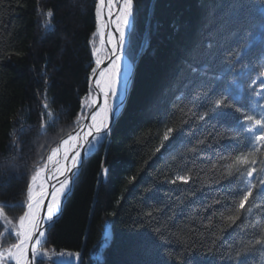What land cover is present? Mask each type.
I'll return each mask as SVG.
<instances>
[{
	"label": "trees",
	"instance_id": "obj_1",
	"mask_svg": "<svg viewBox=\"0 0 264 264\" xmlns=\"http://www.w3.org/2000/svg\"><path fill=\"white\" fill-rule=\"evenodd\" d=\"M96 1L0 0V203L19 205L25 199L32 166L76 127L82 107L85 115L90 110L83 97L95 66ZM48 10L53 16L45 28L41 13ZM132 19L127 53L135 72L127 102L112 131L85 158L42 250L81 254L67 264H178L177 253L187 264H228L220 252L238 239L239 229L218 231V217L211 229L205 226L220 207L213 201L229 187L221 179L220 158L243 150L216 134L234 125L239 114L224 109L206 123L184 125L169 140L162 142V136L166 126L179 123L177 106L197 88L209 90L198 111L226 91L239 96L237 106L248 108L252 97L245 86L261 59L264 0H134ZM249 31L256 39L242 53L245 67L230 68L228 53ZM190 65L200 72L191 73ZM45 92L56 120L41 135ZM205 137L201 151H189ZM186 169L192 177L187 184L170 183ZM132 176L136 180L129 183ZM23 210L5 208L13 218ZM210 232L216 234L212 252ZM4 242L14 243V236L6 235ZM36 264L52 262L41 257Z\"/></svg>",
	"mask_w": 264,
	"mask_h": 264
},
{
	"label": "snow or ice",
	"instance_id": "obj_2",
	"mask_svg": "<svg viewBox=\"0 0 264 264\" xmlns=\"http://www.w3.org/2000/svg\"><path fill=\"white\" fill-rule=\"evenodd\" d=\"M105 7L107 8V20L103 19L102 13V9ZM114 9L115 17L113 18ZM133 9L134 0H98L95 8L97 25L93 37L99 35L101 46H103L104 29L114 25L115 32L119 33L118 38L112 31L107 33L108 43L112 45L109 65L100 70L98 78L94 80L98 94L103 96V103L98 110L87 115L83 114L82 107L81 114L75 120V134L69 133L67 138L62 139L56 147L51 148L46 160L41 157L40 162L32 166L30 179L26 186V196L19 205L0 203V226L3 227V231L0 232V264H36L37 257L46 258L52 264H67V261L63 259L65 256L75 257L76 260L80 259L79 252L42 250L41 246L45 238L44 227L54 223L62 212V200L66 198V193L70 189L72 177L78 174L84 157L91 153L95 145L102 140L103 135L110 130L109 120L119 94L121 61L124 54L126 31L133 16ZM41 14L45 17L43 26L49 27L53 12L48 10ZM260 29L261 59L253 69L256 73L255 76H250V83L245 86L248 95L252 97L248 108L237 106L235 101L239 99V96H231L226 91L212 99L203 111H198L197 109L202 107L199 104L201 97H209V90L197 88L193 91L191 100L186 104L182 102V106H177L180 113L179 123L173 122L171 126H166L162 136V142L169 140L174 132H182L184 125H189L191 129L198 126L201 121L206 123L207 119L222 114L224 109L239 114L234 125L216 134L217 139L227 138L237 141L243 150L234 151L232 154L220 158L223 161L219 165L221 179L229 180V187L222 198L213 201V205L218 204L220 207L214 208L212 215L207 217L209 223L205 226L206 229H211L213 219L218 217L220 220V224L216 225L218 231H223L224 227L233 225L239 229L238 239L220 252L221 259L227 261L228 264H249L250 259L264 258V22L261 23ZM255 39L249 31L242 41L228 53L227 63L230 68L234 69L237 63L242 68L245 67L242 53L255 44ZM97 53L98 49L93 47L92 54L97 57V67L92 69V77H97V69L102 63ZM189 68L193 74L200 72L197 65H190ZM240 75H243V72ZM231 83L236 84V80L234 79ZM236 88L239 89L240 85L236 84ZM87 99L86 97L85 100ZM96 103L97 100L93 99L86 106L91 108ZM43 109L44 111L40 114L39 127L40 134L46 135L47 127L56 120V115L47 102L46 92ZM89 118L90 122L85 123ZM207 139L205 137L196 140L189 151L193 153L201 151V146L207 143ZM15 143L16 141L13 140L14 145ZM159 150V148L156 149V151ZM12 167H17V165L13 164ZM216 167L217 165L213 164V168ZM103 171L106 175L108 170L104 169ZM191 178L190 170L186 169L177 173L170 183L175 184L179 181L187 184ZM128 180L129 183H132L136 177H129ZM51 181L55 182L50 183ZM144 191L147 192L150 189L146 188ZM45 201H47L46 204ZM6 207H20L24 210L21 215L13 218L5 212ZM45 207L46 212L42 215ZM256 209L260 211L254 213ZM146 216L152 217L153 212H147ZM237 221L240 223L237 224ZM157 231L159 232V230ZM6 235L14 236L15 242L5 246ZM210 235L213 237L212 246L207 250L212 252L216 234L210 232ZM181 246L183 247L184 244L182 243ZM187 246L191 247L190 244ZM169 256L172 257V253H169ZM174 259L178 264H187L179 253L175 255ZM260 264H264V259L260 261Z\"/></svg>",
	"mask_w": 264,
	"mask_h": 264
},
{
	"label": "bare ground",
	"instance_id": "obj_3",
	"mask_svg": "<svg viewBox=\"0 0 264 264\" xmlns=\"http://www.w3.org/2000/svg\"><path fill=\"white\" fill-rule=\"evenodd\" d=\"M98 3V0L96 1V4ZM95 8H96V5H95ZM113 12H114V15H113V18L115 17V9L113 10ZM102 13H103V19H105V20H107V8L105 7L104 9H102ZM95 20H96V14H95ZM96 25H97V21H96ZM132 26H133V22L131 21L130 22V25H129V32H128V34L126 35V37L128 38V41H127V45L124 47V54H123V57H122V61H121V84H120V89H119V94H118V97H117V99H116V101H115V105H114V110H113V112H112V114L111 115H113V114H115V113H117L118 111H120V114L123 112V111H121V108H122V104H123V100H124V97H125V95H126V92H127V90L129 89L128 87H129V84H130V80H131V77L133 76L134 77V72H135V70H134V64L132 63V61L130 60V58H129V55H128V53H127V48H128V45H129V41H130V37H131V29H132ZM109 31H112L113 33H114V35L118 38V36H119V33H116L115 32V26L114 25H112L110 28H108V29H104V33H105V35H104V42H105V40L108 42V36H107V33L109 32ZM98 37H99V40H97V42H96V44H95V46L94 47H98L99 45L101 46V38H100V36L98 35ZM100 42V43H99ZM104 42H103V46L105 45L104 44ZM126 43V42H125ZM110 44V43H109ZM111 48H112V45H111ZM144 52V49L143 50H141V52H140V54H142ZM109 56L110 55H107V50H105V56H104V59L106 58L107 60L104 62V61H102V63H101V65H100V67L97 69V77L96 78H98V76H99V71L100 70H102V69H104V68H107L108 67V65H109ZM114 58V57H113ZM97 67V65H96V61H95V66H94V68H96ZM132 77V78H133ZM133 81V80H132ZM89 82H90V84H92V83H94V80H91L90 78H89ZM89 83H88V85H90ZM96 89V88H95ZM97 90V89H96ZM98 91V90H97ZM129 91V90H128ZM129 93H130V91H129ZM128 96H129V94H128ZM128 96H127V99H128ZM88 98L87 100H85V98ZM83 99H84V101H86L87 103H89L91 100H93V92H92V90L90 91V87H89V92L85 95V97H83ZM100 103H99V106L100 105H102V103H103V96L102 95H100ZM127 102V101H126ZM126 104V103H125ZM92 107H93V105H92ZM98 108L99 107H97L96 108V110H98ZM82 110V109H81ZM95 110V111H96ZM88 113H90V111H88L87 113H86V115L88 114ZM119 114V115H120ZM118 115V116H119ZM117 116V117H118ZM117 117H116V120H117ZM90 122V118H89V120H87V121H85V123H89ZM116 122V121H115ZM111 125V126H110ZM109 126H110V130L109 131H107L104 135H103V138H102V140L101 141H103V139H104V136L105 135H107L108 133H110L111 131H112V128H113V125H114V123H113V125L112 124H110ZM76 129V127L72 130V131H74ZM72 131H70V132H72ZM85 131H86V129H85ZM75 132H76V130H75ZM75 134V133H74ZM68 135V134H67ZM100 141V142H101ZM99 142V143H100ZM98 143V144H99ZM96 146H97V144L95 145V147L92 149V151H94L95 149H96ZM91 151V152H92ZM74 183H75V181H74ZM46 234V233H45ZM30 257H31V253H30ZM41 257H37V260L38 259H40ZM65 261H67V263H71V262H73L74 260H72V258L71 257H64L63 258ZM37 260H36V262H37Z\"/></svg>",
	"mask_w": 264,
	"mask_h": 264
},
{
	"label": "water",
	"instance_id": "obj_4",
	"mask_svg": "<svg viewBox=\"0 0 264 264\" xmlns=\"http://www.w3.org/2000/svg\"><path fill=\"white\" fill-rule=\"evenodd\" d=\"M131 21H132V18H131ZM129 28V27H128ZM128 32H129V29H127V31H126V35L128 34ZM127 41H128V38L127 37H125V46L127 45ZM104 44H105V47H106V50H107V55H110L111 54V44H109L106 40H105V42H104ZM107 59L105 58L103 61L105 62ZM103 62V63H104ZM102 63V64H103ZM134 74V73H133ZM133 77V76H132ZM131 77V80H130V83H131V81L133 80V78ZM90 79L91 80H95L96 79V77H92V76H90ZM89 84H90V82H89ZM89 87H90V85H89ZM129 89V91H130V88H131V85L129 84V87H128ZM91 90H92V92H93V99H95V100H97V103L95 104V105H93V107H92V109H91V111L90 112H92V111H95L96 110V108L97 107H99V103H100V95L98 94V91L95 89V85H94V83H92L91 84ZM127 90V92H126V95H125V97H124V100H123V104H122V108H121V111H122V109H123V107L125 106V103H126V101H127V96H128V94H129V91ZM120 114V111H118L117 113H115V114H113V115H111V117H110V120H109V125L110 124H112L113 125V123H115V121H116V117L118 116ZM111 126V125H110ZM110 126H109V128H110ZM76 130V129H75ZM75 130L74 131H72V132H70V133H72V134H74L75 133ZM64 138H67V135L65 136V137H63L62 139H64ZM62 139H60V141L62 140ZM60 141H59V143H60ZM58 143V144H59ZM84 160H85V157H84V159H83V162H84ZM83 165V164H82ZM81 168H82V166L80 167V169H79V172H78V174L80 173V171H81ZM77 174V175H78ZM77 175H75V176H73L72 177V183H71V185H70V189H69V191L66 193V197L67 196H69L70 194H71V192H72V190H73V187H74V181H75V178L77 177ZM55 181H51L50 183H54ZM49 199H50V197H49ZM65 199L66 198H64L63 200H62V212L59 214V216L56 218V220H55V222L54 223H52L50 226L49 225H45V227H44V230H45V233H46V231H47V229L49 228V227H51L53 224H55L60 218H61V216H62V213H63V208H64V203H65ZM47 203V201H45V204ZM46 212V207H45V209L42 211V215L44 214ZM107 237H110L111 235H110V229H108L107 230ZM29 258L31 259V257H30V252H29Z\"/></svg>",
	"mask_w": 264,
	"mask_h": 264
},
{
	"label": "rangeland",
	"instance_id": "obj_5",
	"mask_svg": "<svg viewBox=\"0 0 264 264\" xmlns=\"http://www.w3.org/2000/svg\"><path fill=\"white\" fill-rule=\"evenodd\" d=\"M98 40H99V37H98ZM100 43V42H99ZM96 48V47H95ZM98 49V53H97V56L100 58L101 61L104 60V56H105V47L104 46H98L97 47ZM97 57L95 56V61H96ZM133 63V62H132Z\"/></svg>",
	"mask_w": 264,
	"mask_h": 264
}]
</instances>
